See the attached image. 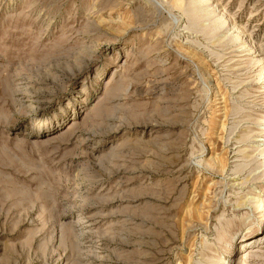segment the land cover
I'll list each match as a JSON object with an SVG mask.
<instances>
[{"label": "rangeland", "instance_id": "1", "mask_svg": "<svg viewBox=\"0 0 264 264\" xmlns=\"http://www.w3.org/2000/svg\"><path fill=\"white\" fill-rule=\"evenodd\" d=\"M193 1L0 0V264H264V0Z\"/></svg>", "mask_w": 264, "mask_h": 264}, {"label": "bare ground", "instance_id": "2", "mask_svg": "<svg viewBox=\"0 0 264 264\" xmlns=\"http://www.w3.org/2000/svg\"><path fill=\"white\" fill-rule=\"evenodd\" d=\"M195 1V0H194ZM193 1V2H194ZM198 1V0H197ZM201 1L202 0H199V2L201 3ZM197 4V3H196ZM199 4V3H198ZM197 4V5H198ZM201 5V4H200ZM196 6V5H195ZM199 6V5H198ZM210 6V5H209ZM200 7V6H199ZM212 10V9H211ZM211 10L209 9L208 10V12L210 13L211 12ZM215 11V10H214ZM222 16L223 15H220V13L218 14V16H217V19L214 21L215 23H216V25L218 26V27H221V25H222V23H224V21L222 22L221 21V18H222ZM232 24V23H231ZM233 25H235L234 23H233ZM232 29V28H231ZM239 29V28H238ZM242 31L240 30V33H241ZM237 35H239L238 33H237ZM236 38H240V35L239 36H237ZM264 75V73H261V75H260V78H261V76H263ZM263 125H264V123H263ZM264 140V139H263ZM263 143H264V141H263ZM262 153H264V149H263V151H262ZM263 197H264V195H260L259 197H258V199H257V208L258 207H260V206H264V202H263ZM238 205H240V203L238 204ZM263 212V211H262Z\"/></svg>", "mask_w": 264, "mask_h": 264}]
</instances>
